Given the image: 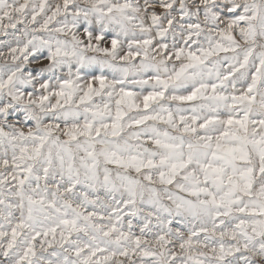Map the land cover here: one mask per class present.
Returning <instances> with one entry per match:
<instances>
[{"label": "snow or ice", "instance_id": "6c2138e0", "mask_svg": "<svg viewBox=\"0 0 264 264\" xmlns=\"http://www.w3.org/2000/svg\"><path fill=\"white\" fill-rule=\"evenodd\" d=\"M0 37V264H264V0H0Z\"/></svg>", "mask_w": 264, "mask_h": 264}, {"label": "rangeland", "instance_id": "374dc122", "mask_svg": "<svg viewBox=\"0 0 264 264\" xmlns=\"http://www.w3.org/2000/svg\"><path fill=\"white\" fill-rule=\"evenodd\" d=\"M80 32H81V35H82V29L80 30ZM82 38L85 39V41H87V37L86 36L82 35ZM2 39H4V37H0V40H2ZM0 50H5L6 51V49H0Z\"/></svg>", "mask_w": 264, "mask_h": 264}]
</instances>
